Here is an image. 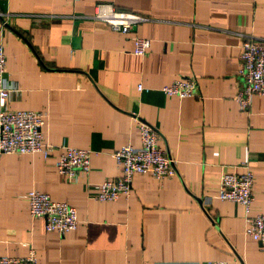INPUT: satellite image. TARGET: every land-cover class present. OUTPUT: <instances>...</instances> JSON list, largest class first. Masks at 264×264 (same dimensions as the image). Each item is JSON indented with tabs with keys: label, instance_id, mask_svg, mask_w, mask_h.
Listing matches in <instances>:
<instances>
[{
	"label": "crops",
	"instance_id": "crops-1",
	"mask_svg": "<svg viewBox=\"0 0 264 264\" xmlns=\"http://www.w3.org/2000/svg\"><path fill=\"white\" fill-rule=\"evenodd\" d=\"M98 4L147 21L113 32L92 19ZM136 37L150 41L142 57ZM247 40L264 41V0H0L7 109L47 113L55 148L48 159L0 155V258L32 248L37 264H264L243 208L216 198L221 175L246 164L249 215H264V98L248 112L234 102ZM178 78L195 81V98L161 93ZM132 114L160 134L177 175L135 176L128 199L97 202L92 186L119 176L110 154L140 146ZM61 146L90 151V172L60 176ZM31 191L73 207L77 229L46 232L29 216Z\"/></svg>",
	"mask_w": 264,
	"mask_h": 264
},
{
	"label": "built area",
	"instance_id": "built-area-1",
	"mask_svg": "<svg viewBox=\"0 0 264 264\" xmlns=\"http://www.w3.org/2000/svg\"><path fill=\"white\" fill-rule=\"evenodd\" d=\"M92 19L105 24L111 31L127 35L137 25L147 21L145 17L117 11L112 5L98 4ZM150 48V41L141 38L133 39L134 56H144ZM240 67L237 77L241 82L234 97L238 109L248 112L253 97L264 98V41L247 40L240 47ZM5 56L0 44V155L40 154L48 159L54 152V146L45 140L44 127L47 113L33 111H8L7 101L11 89L4 79ZM142 91V86L137 87ZM167 97L178 100L195 98L196 83L193 79H174L161 89ZM139 132V148L131 145L122 146L110 154L115 161L119 176L92 186L95 194L93 200L101 203L115 202L120 198L128 199L132 192V179L135 176L149 174L153 179L162 181L176 177V161L166 149L159 145L160 134L138 118L131 115ZM61 154L55 163L60 176L69 182L77 174H88L91 168V155L88 150L61 146ZM242 173L225 172L219 180L216 198L221 202L238 204L244 210L245 229L243 235L260 244L264 252V215L250 216L253 203V174L242 165ZM28 204L32 220H43L46 232H55L64 236L77 229L76 210L63 202L53 201L47 194L31 191L24 197ZM0 264H37L34 250L29 249L25 258L3 256ZM225 264V263H216Z\"/></svg>",
	"mask_w": 264,
	"mask_h": 264
}]
</instances>
